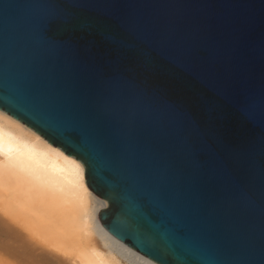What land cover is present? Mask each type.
Instances as JSON below:
<instances>
[{"label":"water","instance_id":"1","mask_svg":"<svg viewBox=\"0 0 264 264\" xmlns=\"http://www.w3.org/2000/svg\"><path fill=\"white\" fill-rule=\"evenodd\" d=\"M0 112L152 263L264 264V0H0Z\"/></svg>","mask_w":264,"mask_h":264},{"label":"bare ground","instance_id":"2","mask_svg":"<svg viewBox=\"0 0 264 264\" xmlns=\"http://www.w3.org/2000/svg\"><path fill=\"white\" fill-rule=\"evenodd\" d=\"M82 165L0 112V254L35 264H154L110 237Z\"/></svg>","mask_w":264,"mask_h":264},{"label":"rangeland","instance_id":"3","mask_svg":"<svg viewBox=\"0 0 264 264\" xmlns=\"http://www.w3.org/2000/svg\"><path fill=\"white\" fill-rule=\"evenodd\" d=\"M0 264H35L31 262H10L2 254H0Z\"/></svg>","mask_w":264,"mask_h":264}]
</instances>
